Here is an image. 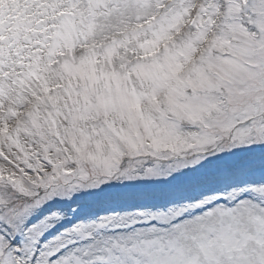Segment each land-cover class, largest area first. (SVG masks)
<instances>
[{
    "label": "snow or ice",
    "instance_id": "1",
    "mask_svg": "<svg viewBox=\"0 0 264 264\" xmlns=\"http://www.w3.org/2000/svg\"><path fill=\"white\" fill-rule=\"evenodd\" d=\"M0 264H264V0H0Z\"/></svg>",
    "mask_w": 264,
    "mask_h": 264
}]
</instances>
